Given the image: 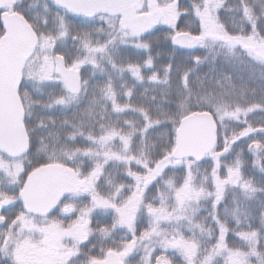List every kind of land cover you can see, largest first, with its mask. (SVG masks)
<instances>
[{
    "label": "snow or ice",
    "instance_id": "6c2138e0",
    "mask_svg": "<svg viewBox=\"0 0 264 264\" xmlns=\"http://www.w3.org/2000/svg\"><path fill=\"white\" fill-rule=\"evenodd\" d=\"M0 264H264V0H0Z\"/></svg>",
    "mask_w": 264,
    "mask_h": 264
},
{
    "label": "trees",
    "instance_id": "16d2710c",
    "mask_svg": "<svg viewBox=\"0 0 264 264\" xmlns=\"http://www.w3.org/2000/svg\"><path fill=\"white\" fill-rule=\"evenodd\" d=\"M160 27H164V26L161 25ZM177 55L179 57V55H181V54L178 53ZM255 118H259V115H257V117H255Z\"/></svg>",
    "mask_w": 264,
    "mask_h": 264
},
{
    "label": "rangeland",
    "instance_id": "374dc122",
    "mask_svg": "<svg viewBox=\"0 0 264 264\" xmlns=\"http://www.w3.org/2000/svg\"><path fill=\"white\" fill-rule=\"evenodd\" d=\"M160 27V26H159Z\"/></svg>",
    "mask_w": 264,
    "mask_h": 264
}]
</instances>
